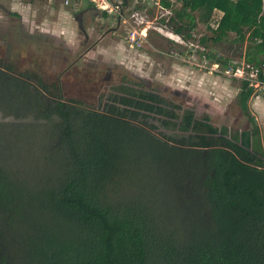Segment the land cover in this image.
<instances>
[{"label":"trees","instance_id":"16d2710c","mask_svg":"<svg viewBox=\"0 0 264 264\" xmlns=\"http://www.w3.org/2000/svg\"><path fill=\"white\" fill-rule=\"evenodd\" d=\"M179 3L175 14L189 19L183 38L192 39L191 14L219 11L211 39L258 42L263 59L248 53L246 61L264 66V0ZM123 84L104 112L58 101L52 115L63 158L40 185L9 183L23 264H264V152L247 104L253 89L242 83L236 96L248 130L231 133L139 83ZM140 118L156 120L169 140L134 125Z\"/></svg>","mask_w":264,"mask_h":264},{"label":"rangeland","instance_id":"374dc122","mask_svg":"<svg viewBox=\"0 0 264 264\" xmlns=\"http://www.w3.org/2000/svg\"><path fill=\"white\" fill-rule=\"evenodd\" d=\"M103 1L118 6L116 11L120 10V13L108 14L98 9L105 7ZM162 2L0 0L1 6L19 13V16L13 14L9 18L0 9V17L6 23L3 25L10 24L6 36L0 32V43L7 42L0 44V52L15 53L22 58L18 59L19 65L16 63L19 69H29L40 78L50 79L51 89L44 97L51 102V107L58 101L66 100L70 103L78 101L88 110L105 111L103 104L108 102L105 94L111 91L110 85L120 83L122 79L135 83L133 76H137L149 82L151 88L165 98L173 99L177 105L191 107L197 119L207 116L213 126L226 127L231 133L248 130L247 119L236 103L242 83L216 72L227 67V64L222 66L216 60L230 59L241 64L246 62L249 53L253 60L261 61L263 55L256 52L254 46L258 42H249L246 38L237 41L234 34H228L215 43L211 37L220 14L212 12L207 15L203 11L191 14L194 17L190 31L192 39L187 40L183 38L186 33L182 29L189 19L175 14L179 10V0H167L170 2L167 8ZM89 5L98 10L89 12L84 19L85 40L73 17L79 9ZM1 24L0 29H3ZM179 28L181 35L174 31ZM110 29L114 30L109 32ZM202 39L205 40L204 45H201ZM91 47L92 52L82 58ZM214 64L218 65V69L212 67ZM174 91L179 96H171ZM96 97L99 103L95 101ZM252 97L248 100V109L260 129L264 149V89L253 90ZM255 98L262 104L260 108L258 104L253 105ZM30 111L27 115L21 114L23 117L18 119H5L7 123L1 127L0 134L2 170L9 173L15 185L24 184L27 188L45 182L53 160L63 155L58 146V117L43 118L50 113ZM144 122L145 119L142 121L141 118L138 121L157 138L169 140L164 134L172 133L162 130L156 120L149 118L146 124ZM169 182L175 184L173 178ZM164 190L166 196L173 197L175 194L172 187L164 186ZM7 227L6 222H0L1 231L7 230ZM0 245L6 262H9L13 250L4 242Z\"/></svg>","mask_w":264,"mask_h":264},{"label":"flooded vegetation","instance_id":"af4514ba","mask_svg":"<svg viewBox=\"0 0 264 264\" xmlns=\"http://www.w3.org/2000/svg\"><path fill=\"white\" fill-rule=\"evenodd\" d=\"M67 4L68 2L66 1V5ZM0 7L3 10V12H5L4 14L7 15L9 18H11L13 14L15 15V17L16 15L19 16L18 12L13 13L1 5ZM96 9H94V7L91 5L83 6L81 9H79L76 12V14L73 17V19L76 21L77 29L79 30V33L83 35L85 40L87 39V33L83 25L84 19L86 18L89 12H93V10ZM120 23L121 22L119 19L118 24ZM80 24L82 26V29L79 27ZM114 29H110L109 32H112ZM20 30L23 29L20 28ZM0 32H2L6 36L7 30L4 31L1 28ZM105 34H107V32H105ZM6 43L7 42H1L0 44H6ZM92 48L93 47L88 48L81 57L86 58L87 55H89V53L92 52L91 51ZM18 59H22V58L17 57L15 53L13 54L11 52H7L6 50L0 52V134L2 133L1 127L5 126V123H7L5 119L8 118L18 119L19 116H22L21 114L27 115L31 113L30 111L31 109L34 110V113L36 111L37 113L49 112L50 115L47 113L43 116V118H48V116H52V113L57 108V102L53 104L51 107V102L47 100L46 97H44L45 93H49L51 89L52 84L50 79L45 80V78H40L38 75H36L33 71L29 69H19V66L18 67L16 66V63L18 65L20 63ZM133 77H135L136 83H139L140 86L143 87V91L153 93L156 96L164 97L160 93H158V91L153 90L149 82L148 83L144 82L141 79L137 78V76H133ZM37 79L39 80L38 83H36ZM41 79L43 83L42 81H40ZM128 81L129 80L125 81L124 79H122V82L110 85L109 89L111 91H107V93L105 94L106 101L108 102L107 104H103V106H105L106 109H109L108 107L114 104L113 100H110V97L112 96V99H114L116 94V89L119 88L120 85L123 84V82L125 83L123 85L126 87L127 86L133 88L136 87V86H132L133 83L126 84V82ZM166 90L167 89L165 88L164 91L166 92ZM171 96H179V93L174 91L171 93ZM167 100L170 103L176 104L175 101L170 97L166 98V101ZM95 101L99 103L97 97ZM61 103L63 105L65 104L72 105L75 103L77 105H81L78 101H76L75 103H70L67 102L66 100L65 101L62 100ZM180 106H183L185 109L188 108L193 110L189 106H185V105H180ZM101 112L104 111L101 110ZM111 117L115 118V116L113 115ZM194 117L195 119H197L195 113H194ZM133 124L143 128V126L139 125V123L137 122H133ZM149 133L154 135V133L151 131ZM8 174L9 173L7 172L6 173L3 172L1 166V160H0V222L4 221L8 224L7 230H4L5 232L0 230V243L3 244L4 242L8 244L10 249L13 250L12 253L10 254V257L8 258L9 262H6L4 258L5 254L0 249V264H23L28 261V259L26 258L24 243L22 242V238H21V235L23 234L24 230H22V226L20 224L18 215L14 210L15 209V196L13 195L14 190L12 189L13 186L9 184L11 182L13 183V181Z\"/></svg>","mask_w":264,"mask_h":264},{"label":"built area","instance_id":"2783aa9c","mask_svg":"<svg viewBox=\"0 0 264 264\" xmlns=\"http://www.w3.org/2000/svg\"><path fill=\"white\" fill-rule=\"evenodd\" d=\"M91 1L95 2V0H91ZM103 2L105 4V7L98 9H102L103 11H106L108 14H111L112 12H115L117 14L120 13V10L118 12L116 11V9L119 8L118 6H112L111 3H107L105 1ZM178 39L182 42L180 37H178ZM212 67L218 69L217 64L212 65ZM263 68L264 66L261 67L255 66L247 61L241 64L237 62H231V64L227 65L226 68L216 72L223 75L227 79L235 80L240 83H246L253 90H258L261 88L264 89V80H262L259 77L261 73V69Z\"/></svg>","mask_w":264,"mask_h":264},{"label":"crops","instance_id":"0c3cea01","mask_svg":"<svg viewBox=\"0 0 264 264\" xmlns=\"http://www.w3.org/2000/svg\"><path fill=\"white\" fill-rule=\"evenodd\" d=\"M15 5V4H14ZM0 9H1V7H0ZM7 9V8H6ZM12 9V8H11ZM23 9H24V6H23ZM98 10V9H97ZM14 11H16V10H14ZM16 12H18V11H16ZM213 12H218L219 14H220V17H221V15H222V13L221 12H219V11H216V10H214ZM0 19H2V20H0V22L2 23L1 25H3V24H6L5 23V20L2 18V17H0ZM10 25V24H9ZM9 25H3V30H7V28L9 29ZM169 56H171V55H169ZM172 57V56H171ZM173 58V57H172ZM236 82V81H235ZM251 98H253L252 96H251ZM250 98V99H251ZM255 100L256 101H254V104L253 105H257L258 104V107L260 108L261 106H262V104L258 101V98H255ZM256 102V103H255ZM219 128H222V127H219ZM224 128H226V127H224ZM227 129V128H226ZM262 143V142H261ZM263 152H264V149H263Z\"/></svg>","mask_w":264,"mask_h":264},{"label":"water","instance_id":"95a60500","mask_svg":"<svg viewBox=\"0 0 264 264\" xmlns=\"http://www.w3.org/2000/svg\"><path fill=\"white\" fill-rule=\"evenodd\" d=\"M81 29H82V26H81V24H80V26H79Z\"/></svg>","mask_w":264,"mask_h":264}]
</instances>
